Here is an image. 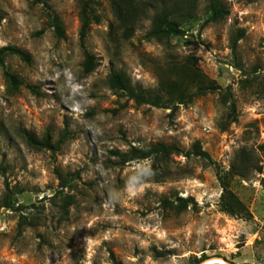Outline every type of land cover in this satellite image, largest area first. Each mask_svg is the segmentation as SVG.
Wrapping results in <instances>:
<instances>
[{
  "label": "rangeland",
  "instance_id": "1",
  "mask_svg": "<svg viewBox=\"0 0 264 264\" xmlns=\"http://www.w3.org/2000/svg\"><path fill=\"white\" fill-rule=\"evenodd\" d=\"M222 1L227 17L211 21L208 1L198 0L183 35L157 40L148 37L152 19L171 0H0V48L28 56L0 63V264H187L202 256L201 264H264V0ZM118 2L131 23L117 19ZM85 3L100 20L82 47ZM239 28L245 35L234 54ZM85 49L96 57L91 72ZM189 55L229 87L234 110L218 92L174 109L139 105L108 85L121 70L133 85L156 88ZM65 129L56 152L32 148L22 133L50 130L56 142ZM196 141L212 162L187 155ZM158 142L181 153L130 195L137 170L151 169L153 158L122 164L111 151ZM232 166L239 173L231 188L251 218L220 208L217 170ZM7 194L13 208L4 206ZM179 197L191 198L184 209Z\"/></svg>",
  "mask_w": 264,
  "mask_h": 264
},
{
  "label": "trees",
  "instance_id": "2",
  "mask_svg": "<svg viewBox=\"0 0 264 264\" xmlns=\"http://www.w3.org/2000/svg\"><path fill=\"white\" fill-rule=\"evenodd\" d=\"M208 10L211 12L210 20L216 21L227 17L230 14V9L224 4L222 0H207ZM121 2V1H120ZM118 2L115 7V13L118 20H123L131 23L130 13L122 7ZM120 3V4H119ZM88 4L85 3L81 11V32L80 40L82 47L85 46L86 37L88 35L91 22L99 21L100 17L91 10H88ZM198 7V0H171L167 5H164L160 11L156 12L152 19L151 29L148 32V37L157 40H163L176 35H183L184 29L182 22L193 18ZM51 24L55 28L57 36L64 38L65 29L62 25L59 16H54L51 19ZM129 26V25H128ZM130 29V28H128ZM245 30L243 28L237 29L235 34L231 37V48L234 54L238 51L239 41L244 37ZM84 70L91 72L97 65L95 55L91 54L85 49ZM19 55L27 60V54L15 46H3L0 48V63L3 64L7 56ZM171 73H177L176 78L161 79L156 88H142L133 85L130 77L121 70H114L108 77V85L115 90H122L130 99H133L137 104H150L157 107L169 108L171 105L174 109L178 104H189L195 98L206 95L208 93L218 92L221 95V100L224 104L230 102L231 92L229 87L223 88L216 80L209 79L201 73L197 68V58L193 55L187 56L182 62H175L171 64ZM12 77L10 74H7ZM191 86L194 90H191ZM32 92L38 94L36 85L29 84L27 86ZM234 110V102H230ZM23 136L29 146L35 149H48L56 152L60 149L61 144L69 137L67 129L63 131L61 137L54 142L52 132L48 130L43 137L39 138L35 134L23 131ZM112 155L117 156L122 164L129 163L134 160L153 158V165L151 167L153 173L157 175L159 163L167 162L168 158L173 153H181V149L176 145H169L166 143L158 142L146 147L138 148L133 146L130 150L121 152L119 150H112ZM187 155H195L206 161L212 162L210 154L204 150L199 141L192 145V150L187 152ZM253 165V164H252ZM251 167H256L255 164ZM257 165V164H256ZM249 169L247 165H244ZM237 166H232L229 170L224 171L218 167L217 176L220 182L222 193L220 196V208L222 211L232 215L251 218L252 214L248 206L236 195L231 188V176L238 174ZM258 170L261 167L256 168ZM178 207L184 209L188 206L191 198L179 197ZM165 205H171L169 199H164ZM4 206L13 208V202L10 195L4 198ZM206 260V256L189 258L187 264H201Z\"/></svg>",
  "mask_w": 264,
  "mask_h": 264
},
{
  "label": "clouds",
  "instance_id": "3",
  "mask_svg": "<svg viewBox=\"0 0 264 264\" xmlns=\"http://www.w3.org/2000/svg\"><path fill=\"white\" fill-rule=\"evenodd\" d=\"M154 175L152 169H138L137 170V175L135 177L137 183L135 185L132 186V188L134 189L133 191H131L129 194L130 195H135L140 187L152 176Z\"/></svg>",
  "mask_w": 264,
  "mask_h": 264
},
{
  "label": "bare ground",
  "instance_id": "4",
  "mask_svg": "<svg viewBox=\"0 0 264 264\" xmlns=\"http://www.w3.org/2000/svg\"><path fill=\"white\" fill-rule=\"evenodd\" d=\"M207 263H221V264H226L222 259H213L211 261H208ZM205 263V264H207Z\"/></svg>",
  "mask_w": 264,
  "mask_h": 264
}]
</instances>
